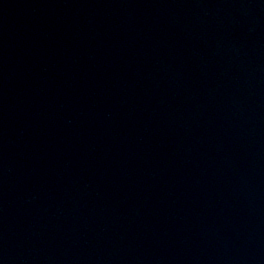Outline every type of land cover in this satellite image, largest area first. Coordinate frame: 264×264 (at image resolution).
Instances as JSON below:
<instances>
[{
	"label": "water",
	"instance_id": "1",
	"mask_svg": "<svg viewBox=\"0 0 264 264\" xmlns=\"http://www.w3.org/2000/svg\"><path fill=\"white\" fill-rule=\"evenodd\" d=\"M0 264H264V0H0Z\"/></svg>",
	"mask_w": 264,
	"mask_h": 264
}]
</instances>
